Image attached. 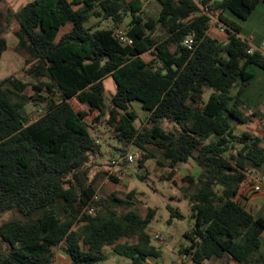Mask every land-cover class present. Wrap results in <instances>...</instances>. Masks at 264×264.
Here are the masks:
<instances>
[{"label":"trees","instance_id":"trees-1","mask_svg":"<svg viewBox=\"0 0 264 264\" xmlns=\"http://www.w3.org/2000/svg\"><path fill=\"white\" fill-rule=\"evenodd\" d=\"M153 1L156 15L148 12ZM260 1L32 0L0 13V59L15 20L14 50L36 80L0 79V221L9 212L20 215L0 222V264H59L62 244L68 264L102 263L108 247L130 264L160 258L147 231L155 209L142 216L129 200L97 194L90 164L102 146L90 131L93 114L100 118L93 124L105 120L121 145L112 158L134 147L141 166L154 159L169 169V179L180 164L194 161L200 169L184 177L194 224L183 252L191 264H264V216L239 196L241 183L264 170V144L250 131L236 133L233 123L251 121L240 107L254 68L264 72V53H248L251 45L227 14L247 19ZM199 3L218 11L226 40L210 35ZM192 33L190 49L185 40ZM109 76L116 90L108 105ZM135 102L148 114L143 126ZM31 105L39 108L36 119ZM183 216L172 209L171 218Z\"/></svg>","mask_w":264,"mask_h":264},{"label":"rangeland","instance_id":"rangeland-1","mask_svg":"<svg viewBox=\"0 0 264 264\" xmlns=\"http://www.w3.org/2000/svg\"><path fill=\"white\" fill-rule=\"evenodd\" d=\"M32 0H1L0 13L6 12L8 9L13 11L19 10L22 6ZM159 4L156 1L148 2V12L152 15L158 13ZM228 16L237 22L242 33V37L249 43V45L257 47L264 53L262 43L264 41V1H260L252 14L247 19H241L234 14L228 13ZM131 20V16H127L124 25H127ZM107 22L104 23L106 25ZM19 28L18 23L13 20L7 32L4 34L10 48L3 54L0 59V79L10 75H16L24 81L36 82V80L28 76L24 72L23 57L14 50L17 42L15 31ZM69 28L64 27L62 32ZM213 34V33H212ZM255 35L252 39L251 35ZM215 35H218L216 32ZM221 35V34H220ZM214 36V35H212ZM215 37V36H214ZM147 59L150 55H145ZM256 78L253 80L252 85L244 97L246 105H241L240 110L244 115L248 116L251 121L246 124L234 123L236 133L240 134L244 131H250L256 134L259 130L264 131V126L260 123V118L264 114V72L259 68H254ZM106 87L105 99L107 104L111 103V99L116 90L114 79L109 76L104 79ZM28 92H31L29 87ZM73 105L80 109L79 104L73 101ZM134 108L139 113L137 121L138 126H143L148 122V114L140 108L139 102L133 103ZM30 112L32 119H36L40 114L37 106L31 105ZM253 112L255 114H253ZM98 114H93L88 119L90 123V131L94 136L98 134L101 136L99 142L102 146V154L93 156L91 158V179L95 178L97 194L101 197H111L116 195L121 199L129 200L133 203V209H136L142 216H146L148 210L155 209V215L148 227V232L152 237V243L161 250V256L158 260L152 259L151 264H191L186 260L184 255V247L189 244V240L185 237V232L193 227L194 221L190 217L191 207L189 203V195L192 190H189L188 182L184 181V177L192 175L197 177L200 169L194 161L186 164H180L177 168V173L173 179H169V169L160 167L154 159H149L144 162V166L140 165L139 159L133 163L125 165H116L112 160L113 152L116 147L121 146L120 143L114 139L109 126L105 120L97 124L100 118ZM130 152H139L134 147L129 148ZM141 154V153H140ZM107 172L103 174V172ZM101 172V173H100ZM100 173V174H99ZM253 175H264V170H254ZM110 174L119 179L115 182L110 178ZM134 192V193H133ZM133 193L131 198L129 194ZM261 206L255 207L254 213L264 216V198L260 200ZM251 206L248 207L250 209ZM172 209L180 211L184 216L182 219L171 218ZM251 210V209H250ZM19 218L20 215L14 212L6 213L1 221L9 220L12 218ZM0 221V222H1ZM123 239L122 241H125ZM60 245L56 251V261L59 264H68L69 257L66 255ZM261 253L264 255V237L262 235V244L260 248ZM109 258L99 264H130L128 258L116 255L111 247L107 248ZM216 260L206 261L205 264H214ZM231 264H235L231 262Z\"/></svg>","mask_w":264,"mask_h":264},{"label":"built area","instance_id":"built-area-1","mask_svg":"<svg viewBox=\"0 0 264 264\" xmlns=\"http://www.w3.org/2000/svg\"><path fill=\"white\" fill-rule=\"evenodd\" d=\"M198 5L200 8L201 14L209 17L210 26H219L221 30L226 32L225 25L220 22L218 11L213 10L209 3H206V4L199 3ZM117 37L126 43H129V44L132 43V40L125 37L122 33H118ZM193 43H194V34L192 33L185 40V46L191 49L193 46ZM262 46L264 47V41L262 43ZM257 50H259L257 47L251 46L248 49V53L253 54ZM260 121H261V124L264 126V114L262 115ZM139 157H140V152H130L128 153L126 157H123L120 153H117L112 158L113 159L112 162L114 163V166L118 165L119 162L123 161L124 159H126L129 163H133L137 161ZM263 191H264V175H253L249 179H246L245 181L241 183L240 189H239V196L241 199L244 200L248 198L249 196L262 193ZM96 198H98V196ZM89 213H94V209L91 208L89 210ZM185 257H186V260L188 261L189 260L188 256L185 255Z\"/></svg>","mask_w":264,"mask_h":264},{"label":"crops","instance_id":"crops-1","mask_svg":"<svg viewBox=\"0 0 264 264\" xmlns=\"http://www.w3.org/2000/svg\"><path fill=\"white\" fill-rule=\"evenodd\" d=\"M218 33V35H215V33ZM209 33L210 35H214L215 37H217L218 39L220 40H226L228 35L225 31L221 30L219 26H210L209 28ZM213 33V34H212ZM221 34V35H220ZM239 36L241 38L242 37V33L240 32ZM251 38L254 39L255 38V35H251ZM244 39V38H243ZM262 52V51H261ZM211 91H207L206 94H205V99H208L209 97V94H210ZM261 123V121H260ZM262 125V124H261ZM263 126V125H262ZM255 135L259 136L260 138H262L263 140V144H264V131L263 130H259ZM250 176H253V175H250ZM264 198V191L262 193H259V194H256V195H253V196H249L248 198L246 199H242V202L247 206V208L249 206H251V212L254 213V209L255 207H260L261 204L260 203V200ZM260 205V206H259ZM255 214V213H254ZM263 237H264V232H263Z\"/></svg>","mask_w":264,"mask_h":264}]
</instances>
